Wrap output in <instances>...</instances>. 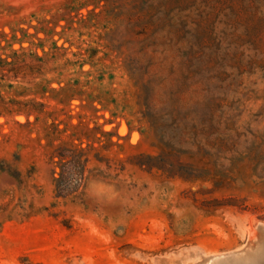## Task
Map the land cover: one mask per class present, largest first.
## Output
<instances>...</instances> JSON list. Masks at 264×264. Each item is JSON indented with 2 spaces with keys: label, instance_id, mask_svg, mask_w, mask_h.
Wrapping results in <instances>:
<instances>
[{
  "label": "rangeland",
  "instance_id": "1",
  "mask_svg": "<svg viewBox=\"0 0 264 264\" xmlns=\"http://www.w3.org/2000/svg\"><path fill=\"white\" fill-rule=\"evenodd\" d=\"M259 227L264 0H0V264L249 263Z\"/></svg>",
  "mask_w": 264,
  "mask_h": 264
},
{
  "label": "trees",
  "instance_id": "2",
  "mask_svg": "<svg viewBox=\"0 0 264 264\" xmlns=\"http://www.w3.org/2000/svg\"><path fill=\"white\" fill-rule=\"evenodd\" d=\"M69 151V150H68ZM83 152L82 151H78V150H70L69 151V156H62L60 154L56 155V161L55 163L60 167L63 168L66 166V164L71 163V162H79L80 158L82 157ZM64 171H61V174L59 175L60 181H63L64 183V187L65 189H67V191H69L68 189H71V185H73L72 187L76 188L79 186L80 183V178H76L75 180H72L73 178H71L72 174H68L67 172V176L64 177L63 176ZM59 181V182H60Z\"/></svg>",
  "mask_w": 264,
  "mask_h": 264
},
{
  "label": "bare ground",
  "instance_id": "3",
  "mask_svg": "<svg viewBox=\"0 0 264 264\" xmlns=\"http://www.w3.org/2000/svg\"><path fill=\"white\" fill-rule=\"evenodd\" d=\"M262 237H264V233L262 234ZM257 246V245H256ZM259 246V245H258ZM263 248V247H262ZM187 249V248H186ZM263 251V250H262ZM238 252H234V253H229V254H226L223 258L226 259L229 263L231 262H234L236 259L233 257L234 255H236ZM200 254V253H199ZM261 256V255H260ZM170 257V256H169ZM172 257V256H171ZM174 258V257H173ZM256 258V257H255ZM258 258V257H257ZM210 260L209 257H206L205 259H203V261L201 262H197L198 264H202V263H206ZM193 263V262H192ZM194 264V263H193ZM196 264V263H195ZM234 264H264V259H256V260H253L252 262H249V263H243V262H237V263H234Z\"/></svg>",
  "mask_w": 264,
  "mask_h": 264
},
{
  "label": "water",
  "instance_id": "4",
  "mask_svg": "<svg viewBox=\"0 0 264 264\" xmlns=\"http://www.w3.org/2000/svg\"><path fill=\"white\" fill-rule=\"evenodd\" d=\"M263 233H264V228L263 227H259V235H258V237L262 236ZM257 251L258 250H256L255 253H258Z\"/></svg>",
  "mask_w": 264,
  "mask_h": 264
}]
</instances>
